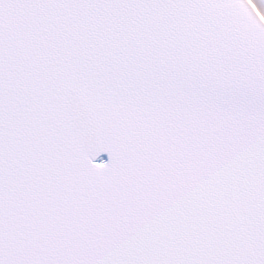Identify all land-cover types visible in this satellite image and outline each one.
<instances>
[{"label": "snow or ice", "instance_id": "snow-or-ice-1", "mask_svg": "<svg viewBox=\"0 0 264 264\" xmlns=\"http://www.w3.org/2000/svg\"><path fill=\"white\" fill-rule=\"evenodd\" d=\"M0 264H264V0H0Z\"/></svg>", "mask_w": 264, "mask_h": 264}]
</instances>
